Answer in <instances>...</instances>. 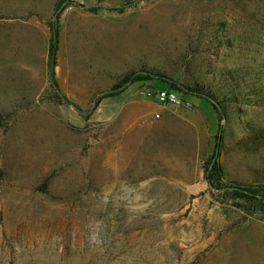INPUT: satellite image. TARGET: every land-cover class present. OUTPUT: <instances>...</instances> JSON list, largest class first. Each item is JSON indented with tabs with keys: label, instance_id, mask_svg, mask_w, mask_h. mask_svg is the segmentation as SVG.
I'll return each mask as SVG.
<instances>
[{
	"label": "rangeland",
	"instance_id": "374dc122",
	"mask_svg": "<svg viewBox=\"0 0 264 264\" xmlns=\"http://www.w3.org/2000/svg\"><path fill=\"white\" fill-rule=\"evenodd\" d=\"M0 264H264V0H0Z\"/></svg>",
	"mask_w": 264,
	"mask_h": 264
},
{
	"label": "trees",
	"instance_id": "16d2710c",
	"mask_svg": "<svg viewBox=\"0 0 264 264\" xmlns=\"http://www.w3.org/2000/svg\"><path fill=\"white\" fill-rule=\"evenodd\" d=\"M57 46H58V36L56 33H53L50 42H49V50H48V67H49V80L52 88L57 89V85L55 83V75H54V68L56 66V54H57ZM139 81H158V85H170L169 83L165 82L162 80L159 76H151L149 74H139L137 76H132V74H127L124 75L123 78L121 79V83L119 84L120 87L121 85L127 84V83H135ZM116 87V88H117ZM112 93V92H110ZM108 93L105 95V97H109L112 94ZM185 97L186 98H200L202 100H205L208 102L213 110L218 114L222 115L221 109L218 106V104L213 100L212 96H209V94L203 92L197 87H190L188 90L185 92ZM219 133H220V128L218 129V133L216 134V147L218 146V140H219ZM215 157H211L209 164H210V170H207V182L209 185H213L212 179H213V174H218L220 171L219 165L216 163ZM237 197L239 198H244L247 200H256L257 193L254 189L251 188H237L233 192Z\"/></svg>",
	"mask_w": 264,
	"mask_h": 264
},
{
	"label": "built area",
	"instance_id": "2783aa9c",
	"mask_svg": "<svg viewBox=\"0 0 264 264\" xmlns=\"http://www.w3.org/2000/svg\"><path fill=\"white\" fill-rule=\"evenodd\" d=\"M142 96L151 98L157 101L159 104H182L186 108H190V103L180 100V98L172 91L169 90H144L141 92Z\"/></svg>",
	"mask_w": 264,
	"mask_h": 264
}]
</instances>
